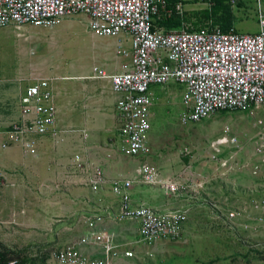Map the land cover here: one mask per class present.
<instances>
[{
  "label": "rangeland",
  "instance_id": "rangeland-1",
  "mask_svg": "<svg viewBox=\"0 0 264 264\" xmlns=\"http://www.w3.org/2000/svg\"><path fill=\"white\" fill-rule=\"evenodd\" d=\"M214 5H187L182 18H178L179 26L170 29L199 30L218 26L229 27L242 34L257 32L256 0H239L237 6L224 1V8L217 14H213ZM260 7L264 14V0H260ZM204 11L212 12L210 19L204 18ZM86 19L83 15H76L61 20L53 28L28 27L19 32L22 34L20 39L16 37L18 32L10 28L9 43L13 45L14 41H21L23 44L18 42L17 47L5 50V59L0 63V98L6 91L12 102H18L25 88L35 82L34 78L56 66L60 68L54 74L68 76L86 75L92 66L103 62L110 66L114 61L116 43L120 44V51L130 53L127 35L121 33L100 39L91 35ZM31 50L34 54L27 56ZM117 59L119 65H127L131 61L129 54L123 52ZM22 63L24 66L35 65L38 72L35 68L32 71L29 66L24 68ZM76 83L80 82L66 79L52 85L58 87L60 94H71ZM154 90L149 131L150 155L133 160L122 153L118 137L120 125L115 118L107 138L95 139L94 142L102 149L93 151L91 159H105L106 162L99 164V168L109 178L133 177L137 166L147 163L163 176L180 179V173L191 165V175L195 172L205 175L208 180L205 192L223 206L224 213L236 209L240 215L232 225L222 216L216 217L209 209L192 204L179 239L153 247L150 250L152 259L146 256L147 248L134 245L138 239L136 223H113L105 215L107 222L104 227L114 234L120 249H131L135 253L133 259L126 260V264H264V210L259 206L264 201V165L261 157L255 154L252 140L255 133L264 127V107L250 112L216 113L200 123L182 125L180 118L185 108L181 102V88L169 85L155 87ZM112 116V113L107 115V124L112 122ZM3 119L1 116L0 122H5L7 127L15 121V118ZM220 137L236 138L238 144L237 148L225 147L224 155L229 163L223 170L215 169L206 161L210 142ZM65 142L56 144L58 141L49 139L39 146L45 149L51 144L59 146L60 154L47 157L49 162H56V169H51L54 176L47 172L42 178L24 183L26 187L21 188L18 175L22 172L12 169L15 177L13 184L8 187L0 184V196H3L2 188H9L12 192L9 198H5L13 214L4 232L10 245L6 247L0 242V252L4 256L18 258L24 264H55L56 253L66 247L70 239L75 240L68 245L85 235L89 217L107 209L118 211V201L109 188L92 193L86 187L85 174L94 168L91 167L93 161H77V154L69 151ZM41 168L45 173L46 168ZM25 192L28 197L24 200ZM133 201L159 210L183 204L166 197L156 188L146 186L135 188ZM42 206L57 210L45 215L44 219L53 223L58 231L43 230L39 224L32 225L33 222L43 221V218L33 216L30 211ZM24 210L29 211L26 212L29 216H24ZM19 211L23 217L14 216V212ZM15 218H19L20 222H15ZM52 233L54 242H47L45 238ZM58 237L63 241H59Z\"/></svg>",
  "mask_w": 264,
  "mask_h": 264
},
{
  "label": "built area",
  "instance_id": "built-area-1",
  "mask_svg": "<svg viewBox=\"0 0 264 264\" xmlns=\"http://www.w3.org/2000/svg\"><path fill=\"white\" fill-rule=\"evenodd\" d=\"M237 6L239 0H226ZM216 0H0V28L23 26L52 28L61 20L83 15L87 29L99 37L121 33L130 38V69L115 74L93 67L89 78L106 80L119 98L118 114L120 148L129 159L147 157L151 153L149 138L154 88L176 85L181 88L185 112L182 125L197 124L216 113L250 112L264 107V14L257 5L258 30L242 34L218 26L202 29H169L155 25L172 17L182 18L184 8L193 3L214 4ZM16 109V106L14 107ZM15 121L4 132L2 148L20 146L23 155L35 157L45 140L57 142L78 131L57 127V111L49 80H37L27 86L17 104ZM255 154L264 165V127L252 137ZM237 148V139L220 137L209 144L207 164L217 170L228 166L224 149ZM76 160H81L76 155ZM191 165L180 173V179L166 177L147 163H140L133 177L109 178L99 167L85 174L86 187L92 192L106 187L118 201V211L105 210L87 219L88 230L77 241L60 249L55 264H117V259H133L135 253L120 251L113 233L108 231L106 217L113 223L134 222L138 239L134 245L147 248L146 256L162 242L179 239L192 204L206 208L216 217L234 225L240 212L224 213L223 206L205 192L208 181L202 173H191ZM14 174L0 169V184L7 186ZM207 180V181H206ZM208 184V183H207ZM158 189L173 201L183 203L177 208L161 210L137 204L132 192L136 187ZM264 210V201L259 204ZM222 216V217H220ZM88 247L94 254H85ZM0 264H21L16 258Z\"/></svg>",
  "mask_w": 264,
  "mask_h": 264
},
{
  "label": "crops",
  "instance_id": "crops-1",
  "mask_svg": "<svg viewBox=\"0 0 264 264\" xmlns=\"http://www.w3.org/2000/svg\"><path fill=\"white\" fill-rule=\"evenodd\" d=\"M85 21L87 22V19ZM28 27H33V26H23L18 29L12 26L6 27V28H0V63L2 62V60L5 59L6 48H9L12 46L17 47L18 42L20 44L21 43L23 44V42L21 41H14L13 45L9 43L10 37H11V34L9 32L10 28H14V30L13 29L11 30L13 31L16 30L18 32L16 33V37L17 39H20V37H22V34H20L19 32L22 31V29H25ZM34 28H41V27H34ZM91 35L95 37H99L92 33ZM99 38L105 39L106 37H99ZM128 40H129L130 53L126 51H120L119 50L120 44L116 43L114 45V50H115L114 55H113L114 61L110 66L103 62L99 65L92 66L91 69L88 71V73H86V75L77 74V75H72V76L54 74L55 71H57V69L60 68V66H56V68L52 70L44 71L43 72L45 73L44 75L40 74V76L34 78L35 82L41 79L49 80L50 87L52 90L53 103L57 111V122H56L57 127L62 128V129H67V130L73 129V130L78 131L76 133H71V134L65 135L64 137H61L58 140V143L56 144L66 141L65 143H67V146L69 147V151L73 152L74 155L75 154L79 155L80 159H83L84 161H88V160L93 161L91 163V167H100L99 164L106 162L104 158H100L99 160H92L91 155L93 151L97 149L99 150L102 149L100 146H98V144L94 142L95 139L97 138L101 139L104 137L107 138L108 134L110 133V130H112V127L115 123V118L118 121V114L116 111V102L119 98L118 95L112 92L108 81L98 80V79L95 80V79L89 78L91 75V70L93 67H97V68L104 70L107 74H115V73H120L122 71L129 70L131 61L127 65H119L117 62L118 60L117 56H121L122 52L125 53V55L129 54L130 58H132L130 38ZM27 54H28L27 56H30V55L32 56L34 54V51L31 50ZM22 65L24 68L25 67L27 68L29 66L32 71L36 70V72H38L35 65L24 66L23 63ZM64 67L67 68L69 66H64ZM71 67L73 68V65H71ZM66 79H76L80 83L75 84V88L71 94L69 93L60 94L58 91V87L56 85H52V83L56 81H60V80H66ZM3 94L4 96L0 98V117L3 116L4 117L3 120L11 119V118L14 119L16 118L17 113H18L17 112L18 110L16 109H17V104L19 101L12 102L11 98L10 97L8 98V94L6 93V91H3ZM107 96L109 98H107ZM15 106H16V109H14ZM110 113L113 114L112 122L107 124L106 122L107 115ZM65 114H67V116L64 117ZM6 129H7V125H5V122L4 123L0 122V169L1 170H7L9 172L12 171V169L13 171H15V169L20 170L22 173L18 175L19 177L18 182L20 181L19 183H21L20 184L21 188L25 186L24 183L25 184L27 182L31 183L34 181V179L42 178L43 175L46 174L47 172L50 173L52 176H54V172H52L51 169H54V170L56 169L55 168L56 162L55 161L49 162L47 157H54L56 154H60L61 150H58L59 146L56 147L55 144H51V146L49 147L46 146V149L45 147L43 148V146L42 148H40L41 147L40 146L38 148V154L35 157L23 155L20 146L17 144L10 145L8 148L3 149L1 145L5 138L4 132L6 131ZM118 137H119V134H118ZM104 150H107V149H104ZM41 167L46 168L45 173L42 171ZM37 169H41V171L40 170L38 171ZM13 179H15V177L8 178V181H7L8 185L5 187L11 186L13 184ZM107 188L108 187H106L105 189ZM1 193L3 196H0V206L2 205L0 208V242L2 243V245L7 247L10 245V243L8 239L5 238L4 232L8 228L7 226L10 225L12 221L11 216L13 213L11 209L8 207L9 205L7 204L5 198H9L12 192L9 188H2ZM22 195L24 196V194ZM27 197H28V193L25 192V197H23L22 199L25 200L27 199ZM34 198L36 197L34 196ZM132 198H133V192H132ZM20 211L14 212V216L23 217V215L20 214ZM52 211L57 212V210L52 207H44V206H42L39 209L30 211V213L33 216H39L43 218V221H39L38 223L33 222L32 225L36 226L39 224V227H42L43 230L58 231V228L55 225H53V223L46 222V220L44 219L45 215L50 214ZM26 212H29V211L24 210L23 214L25 213L24 216L26 215L27 217L29 216V213H26ZM18 221L20 222V219L15 218V222H18ZM66 228L67 227H65V229ZM47 236L51 238V239L45 238L47 239L46 240L47 242H50L51 240L54 242L53 233ZM64 238L66 237H63V239ZM58 240L63 241L62 238L60 239V237H58ZM73 240L75 239H70L68 243H70ZM91 250L93 251V249ZM82 251L83 253L88 254V255L93 253V252L91 253L88 247L83 248ZM120 251H125V250L120 249ZM0 255L4 257V259L15 258V257H6L1 252H0ZM126 260H131V259L119 258L117 259V264H126ZM21 264H24V263L21 262Z\"/></svg>",
  "mask_w": 264,
  "mask_h": 264
},
{
  "label": "trees",
  "instance_id": "trees-1",
  "mask_svg": "<svg viewBox=\"0 0 264 264\" xmlns=\"http://www.w3.org/2000/svg\"><path fill=\"white\" fill-rule=\"evenodd\" d=\"M224 1L226 0H216L215 2V8H214V12L213 14H217L219 13L220 9H223L224 8ZM212 13V12H211ZM211 13H209L208 11H204L203 14H204V18L206 19H210L211 17ZM158 22V25L159 26H162L164 27L165 29H170V28H174V27H178L180 22L178 20V17H172L170 19H167V20H162V21H157ZM223 31H228L230 30L229 27H220Z\"/></svg>",
  "mask_w": 264,
  "mask_h": 264
}]
</instances>
